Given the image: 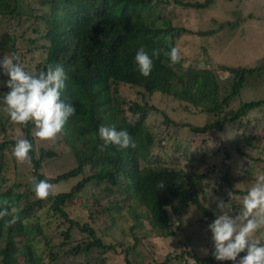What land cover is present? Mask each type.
Instances as JSON below:
<instances>
[{"label":"trees","instance_id":"16d2710c","mask_svg":"<svg viewBox=\"0 0 264 264\" xmlns=\"http://www.w3.org/2000/svg\"><path fill=\"white\" fill-rule=\"evenodd\" d=\"M23 1L0 0V16L15 21V29H21V39L26 41V45L18 47V37L12 34L8 35L5 45L10 40L8 48L19 58L38 52L44 55L24 66L30 73L46 71L48 64H62L68 79L61 99L72 102L76 113L65 126L66 134L55 141L58 148H54L48 145L51 141L35 135L37 129L33 122L27 126L13 123L0 100V206L7 200L18 210L19 216L14 224L8 223L11 213L0 219V264H105V254L116 252L117 246L121 247L124 264H142L144 252L140 248L151 257L146 264H175L186 256L196 264L231 263L216 261L212 255L214 249L202 257L189 247L175 251L167 240L175 244L186 240L180 216L189 205L195 206L198 222L208 224L202 215L214 216L205 202L204 182L210 177H213V185L218 186L213 193L221 191L223 200L228 198L223 190L228 194L242 192L234 188L235 180L254 177L231 172L230 150L222 145L214 151L226 161H221L219 170L224 168V171L219 178L213 176L217 167L207 165L208 154L204 149L196 169L194 161L198 159L187 150L182 151L181 139L174 137L167 128L186 127L191 134L205 135L212 130L220 131L226 124L246 117L250 110L262 107L264 99L241 102L233 107L231 101L239 94L247 76L263 73L264 57L263 63L256 67L195 66L192 63L184 66L185 59L171 65L164 53L178 46L177 39L181 34L211 35L223 25L236 26L243 19L219 22L217 29L200 31L176 25L172 21L179 17L156 11L158 5L164 7L170 2L184 8H206L213 0H28L31 4ZM22 7L26 12L20 11ZM28 21L30 25H27ZM29 31L34 37L25 38ZM141 47L149 54L153 49L162 50L159 58H154V68L148 77L140 74L134 61ZM20 48H24V53H19ZM220 73L224 75L222 78L218 77ZM7 79L0 74V82ZM121 87L132 89L134 95L121 92ZM7 91L0 83V99ZM155 93L176 101L182 110L209 114L211 118L202 125L176 121L167 109L152 101ZM152 113L162 116L166 130L155 133L152 126L145 123ZM101 125L127 129L135 139L136 148L117 150L108 146L101 150L103 141L98 136ZM9 130H14L18 136H9ZM259 135L261 137L258 130L243 135L244 144L256 147L252 141ZM20 139H28L32 144L31 163L18 160L16 163L13 149ZM173 140L179 146L174 148L175 151L184 155L188 163L167 164L154 157V147L162 141L165 143L161 147L173 146L170 143ZM36 142L40 143L38 150ZM233 149L238 156H245L253 163L264 161V158L248 155L239 144ZM7 154L14 160L11 168L6 161ZM65 164L66 168L61 169ZM79 175L82 178L68 191L55 192L46 200L38 199L33 190V177L55 185ZM161 181L162 188L159 187ZM93 182L107 196H115L117 188L122 196L112 204H106L105 198L96 199L98 195L88 191L84 205L87 219L83 216L71 218L66 207ZM122 209H126L132 219L127 227V236L132 238L129 240L128 236V240H118L115 244L105 243L96 233L95 221L101 216L110 219L108 231L116 223L113 212ZM43 210L45 214L58 217L56 241L53 234L49 236L43 230L40 216ZM142 217L149 224L150 230L146 233L139 230ZM101 231L107 234L105 229ZM159 239L168 247L165 245L160 248L165 247L162 252H154L153 240L160 242Z\"/></svg>","mask_w":264,"mask_h":264},{"label":"rangeland","instance_id":"374dc122","mask_svg":"<svg viewBox=\"0 0 264 264\" xmlns=\"http://www.w3.org/2000/svg\"><path fill=\"white\" fill-rule=\"evenodd\" d=\"M29 4L30 1L24 0ZM185 1H196V0H185ZM202 1V0H199ZM25 7V5H24ZM22 7L20 11L26 12L25 8ZM166 7L168 10H165ZM158 5L157 12L162 13L167 12L170 15H175L179 18L174 19L172 22L176 25H183L192 30H200L205 31L208 29H217L219 26V22L222 23L224 21H240L236 26H224L222 29H217L213 34H201V36H197L195 33H185L181 34L177 39V47L180 49L181 55L183 59H185L183 65L187 66V64L192 63L195 66H210L215 64L226 65L231 67L244 66V67H256L259 66L264 57V0H213V3L206 8H184L180 5H176L172 2L169 4ZM251 13V16H247ZM15 21H10L8 17L0 16V58L3 56L11 54L8 45H5V41L8 38V35L14 34L17 36V45L18 47L26 45V41L21 39V29H15ZM218 24V25H217ZM27 25H30V21L27 22ZM221 25V24H220ZM19 35V36H18ZM34 37L30 31L26 33L24 36ZM8 49H7V48ZM19 53H24V48L19 49ZM41 55V56H40ZM43 54L40 52L35 54H25L24 56H20V63L24 66L31 63H34L43 57ZM192 59V60H191ZM191 60V61H190ZM183 71V69L179 70ZM262 72V71H261ZM255 73L253 75L247 76L246 80L239 92V94L234 97L231 101V107L234 105H238L241 102L255 101L264 99V71L263 73ZM224 75L219 74L218 77L222 78ZM4 78V77H3ZM5 79V78H4ZM4 81L0 83L3 84ZM121 92L132 96L134 92L132 89L128 88H120ZM152 101L159 104L161 107L167 109V112L170 117L180 122H187L194 125H202L209 118V114L193 112L190 113L188 111L182 110L179 107V104L175 101L172 102L170 99H166L159 93H155L152 97ZM3 107V106H2ZM1 108V105H0ZM145 123L150 124L152 126V130L155 133H160L162 130H166L167 126L163 122L162 116L159 114L152 113L149 115ZM167 130H171L172 134L177 136L180 141V148L182 151L187 150L188 153H192V156L198 160L194 161L195 168L199 167V163L202 161L200 155L203 152V149L207 155V165L216 166L217 170H214V178H219L224 171L219 170L222 166V162L226 161L220 159V156L215 155L214 151L219 145L222 147H227L230 150L229 157V169L234 174H246L251 175L254 179H242L234 181V188L242 190L241 193H232V197L230 202L234 204L232 205V215L238 214L239 209L241 208V201L246 192L252 187L255 183L257 176L259 173L264 172V161H258L253 163L247 160L246 157L238 156L233 149V146L237 144L241 145L244 150L251 155L252 157H259L260 159L264 158V105L260 108L250 110L246 117L242 118L240 121H235L232 123L226 124L220 131H209L205 135H195L191 134L186 127L175 129L174 127H169ZM258 130L261 133V137L254 139L252 143L256 144V147H247L243 141V135L253 133ZM179 133V134H178ZM9 136H18V134L14 130L8 131ZM0 140H2V133L0 132ZM164 141L161 142L158 146L153 148L154 157L158 159H163L167 161V164H180L184 165L188 163L185 160L184 155H180L179 152H176L174 148L179 147L175 141H171L170 143L173 146L169 147H161ZM204 142V143H203ZM36 148L40 143L36 142ZM47 143V142H46ZM45 143V144H46ZM165 143V142H164ZM41 145H44L41 142ZM50 146L54 148H58L55 141L49 142ZM164 145V144H163ZM257 146H259L257 148ZM179 155V156H178ZM216 157V158H215ZM204 159V158H203ZM204 159V160H205ZM16 163H18L17 159ZM6 161L9 167L13 166V159L11 155L7 154ZM247 163L246 165L243 163ZM58 163V162H57ZM55 164V163H54ZM61 169L66 168V164L62 165ZM20 168V167H19ZM56 168V166L54 167ZM194 168V169H195ZM52 167L50 168L51 171ZM222 171V173H221ZM18 172V171H17ZM45 172L48 170L45 168ZM6 176L9 178L10 182L12 179L9 177L8 172ZM82 175L72 177L68 181H62L55 184V192L68 191L72 186H74L80 179ZM206 185V205L209 210L219 214L217 209V203L222 198L221 191L217 194H214V190L218 188L217 185H213V177H210L207 181L204 182ZM99 186L95 185V182L89 184L87 188L83 189L79 194L76 195L75 199L66 207V211L71 218L85 217L87 219L86 209H84L85 205V196L87 192H93L98 196H95L96 199L105 198L104 202L107 204H112L113 200H117L120 198L122 194L119 195L118 188L116 189L117 193L115 196L109 195L106 193L99 191ZM228 197L223 200L225 202L229 201V195L224 190L222 191ZM42 212V213H41ZM40 212V216L43 223V230L47 235H54V240L56 241L58 229L55 227V224L58 222V217L54 215L45 214V210ZM116 223L113 225V228L107 231V226L110 225V219L101 216L97 218L95 221V229L97 235H99L105 243L115 244L118 240H131V235L127 236V227L131 224L132 219L127 214L126 209H122L119 212H113ZM107 216V215H106ZM203 219L210 224L214 219V216L202 215ZM180 219L185 227L186 231V240L182 239L181 244H175L172 240H167L168 245L171 244L170 248L175 251H181L184 247H189L194 254L198 256H206L210 253L213 247V242L211 239V232L208 230V224L204 222H198L197 214L195 206L189 205L186 208V211L181 214ZM141 227L139 228L141 233H146L149 228V224L145 217L140 219ZM101 229H105L107 234L104 235ZM75 235V234H74ZM76 236V235H75ZM81 236V234H80ZM79 237V236H78ZM160 242H156L153 240L154 249L153 251L162 250L163 246L167 245V243L163 240ZM168 245L166 247H168ZM116 252H107L105 254V264H124V256L121 252V247L117 246ZM139 249V248H138ZM166 250V249H165ZM140 251L144 252V257L141 260L142 264H146L150 262V256L146 252L144 248H140ZM168 251V250H166ZM161 253H158L160 255ZM94 264V263H90ZM153 264V263H152ZM175 264H196L191 257L186 256L184 259H181ZM224 264V263H223ZM226 264H233L226 263Z\"/></svg>","mask_w":264,"mask_h":264},{"label":"clouds","instance_id":"9594fccd","mask_svg":"<svg viewBox=\"0 0 264 264\" xmlns=\"http://www.w3.org/2000/svg\"><path fill=\"white\" fill-rule=\"evenodd\" d=\"M161 49H153L151 54L143 47L135 54L134 61L138 71L144 77L150 76L154 68V58H159ZM171 65L183 59L178 47H171L164 53ZM19 56L11 53L0 58V74L8 77L3 82L8 89L2 100L9 119L18 125L27 126L33 122L37 129L35 135L41 140L56 141L66 134L65 126L76 113L72 102L61 99L66 88L67 74L62 64H48L46 71L38 74L25 70L19 63ZM98 136L103 143L101 150L113 146L117 150L135 149L134 137L127 129L117 130L115 126L101 125ZM32 144L28 139L16 142L13 155L20 163H31ZM34 192L38 199L46 200L54 194L55 185L47 180L33 177ZM160 188L163 182H160ZM220 200L217 203L219 214L208 224L211 232L216 261H230L233 264H264V172L258 174L255 183L246 192L241 201L238 214L232 215V204ZM12 214L9 224L19 219L18 210L7 200L0 206V219ZM241 253H245L241 256Z\"/></svg>","mask_w":264,"mask_h":264}]
</instances>
